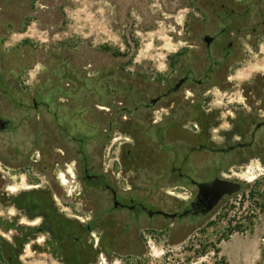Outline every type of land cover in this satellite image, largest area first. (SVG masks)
Segmentation results:
<instances>
[{
    "label": "rangeland",
    "instance_id": "1",
    "mask_svg": "<svg viewBox=\"0 0 264 264\" xmlns=\"http://www.w3.org/2000/svg\"><path fill=\"white\" fill-rule=\"evenodd\" d=\"M205 36L214 38L208 47ZM230 42L237 55L226 58L223 48ZM184 77L187 84L170 97L172 109H199L201 134H194L198 129L191 123L170 131L162 144L146 134L151 146H158L157 169L168 175L131 174L138 197L150 193L153 208L180 214L196 191L190 180L215 178L244 184L238 197L252 188L264 196V0H0V110L19 118L20 111L33 109L35 97L71 105L50 110L73 113L74 138L88 119L86 149L96 154L95 162L105 143V168L117 159L119 147L132 141L128 128L115 124L127 116L121 104L128 112L133 94L154 97ZM238 113L245 119V139L227 141ZM109 122L116 128L106 133ZM241 158L251 161L237 165ZM172 167L186 178L179 180ZM71 168L69 179L58 169L55 204L71 219L87 221ZM243 207L232 212L225 199L208 216L164 221L161 231V219H154L146 253L111 259L103 254L93 264H264V213L252 215Z\"/></svg>",
    "mask_w": 264,
    "mask_h": 264
},
{
    "label": "flooded vegetation",
    "instance_id": "2",
    "mask_svg": "<svg viewBox=\"0 0 264 264\" xmlns=\"http://www.w3.org/2000/svg\"><path fill=\"white\" fill-rule=\"evenodd\" d=\"M223 52L228 53L226 58L231 57V53L237 55L235 44L230 42ZM187 82L188 78L184 77L172 86L167 85L154 97L133 94L127 105L130 108L128 112L126 105L121 104L122 113L127 116L115 124L116 127H122V124L126 126L132 141L119 147L117 159H113L108 168H105L103 155L105 143L95 162L96 154L86 149L90 129L88 119L82 121V135L74 138L71 135L73 113L50 110L51 106L71 108V105L52 104L35 97L31 99L33 109L20 111L24 116L19 118L7 117L0 110V264H31L43 260L53 264H93L103 254L108 259L114 255H143L153 237L154 219H161L157 226L161 231L165 229L164 221H195L206 217L201 215L197 189L189 201L181 204L182 213H172L175 217L170 219L163 216L164 213L170 214L164 212V207H152L150 193L138 197L132 184L133 177H130L138 171L151 175L155 173L157 178L162 179H165V174L168 175V171L164 174L157 169L162 164L155 153L158 146H151L146 134H155L162 144L166 134L170 131L181 132L186 128V123L198 129V132L193 131L194 134H201L204 116L199 109H172L174 101L170 97L182 90ZM13 105L19 107L21 103ZM86 110L87 107L83 114ZM159 111L162 114L157 119L156 113ZM44 112L48 118L43 116ZM29 113H33L32 119ZM231 124L232 130L229 132L240 134L239 140L244 141L247 128L241 113ZM22 126L25 127L23 135L18 134ZM112 126V122H109L108 130L104 132L116 128ZM260 127L257 126L256 130ZM71 144L75 146L71 148ZM235 144L244 146L242 143ZM56 145L60 148H55ZM161 148L164 147L161 145ZM248 161L251 158H241L237 159L236 164L244 165ZM71 167L76 172V178L71 182L79 186L77 196L87 208L83 212L89 215L87 221L71 219L55 204L58 169L61 168L69 179L71 175L67 174V169L72 171ZM117 170L120 175L116 173ZM170 171L179 180L186 178L180 169L172 167ZM124 176H128L127 180ZM148 177H145L147 181ZM230 182L240 184L241 189L245 186L236 180ZM124 185L129 186L125 189ZM255 189L246 190L245 195L240 197L238 194L241 190L226 196L218 206L227 199L232 212L236 205H243V209L252 215L264 213V196L262 192L256 193Z\"/></svg>",
    "mask_w": 264,
    "mask_h": 264
},
{
    "label": "water",
    "instance_id": "3",
    "mask_svg": "<svg viewBox=\"0 0 264 264\" xmlns=\"http://www.w3.org/2000/svg\"><path fill=\"white\" fill-rule=\"evenodd\" d=\"M213 40L214 38L209 36H205L203 39L206 46H210ZM191 184L197 189L198 204L201 206L202 216L212 213L222 198L238 193L241 190L240 184L222 178H215L203 183L191 181ZM163 216L170 219L175 217L174 215L165 213Z\"/></svg>",
    "mask_w": 264,
    "mask_h": 264
},
{
    "label": "trees",
    "instance_id": "4",
    "mask_svg": "<svg viewBox=\"0 0 264 264\" xmlns=\"http://www.w3.org/2000/svg\"><path fill=\"white\" fill-rule=\"evenodd\" d=\"M227 135L228 138H226L227 141L230 140V137L232 136V134L234 135L232 138H235V137H240V134H237V133H233V132H228V133H225Z\"/></svg>",
    "mask_w": 264,
    "mask_h": 264
}]
</instances>
